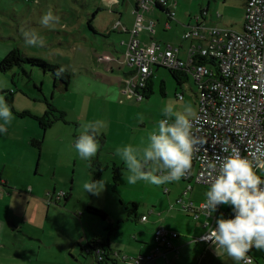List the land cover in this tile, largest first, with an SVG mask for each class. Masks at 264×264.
<instances>
[{
  "label": "rangeland",
  "instance_id": "1",
  "mask_svg": "<svg viewBox=\"0 0 264 264\" xmlns=\"http://www.w3.org/2000/svg\"><path fill=\"white\" fill-rule=\"evenodd\" d=\"M120 1L118 10L113 11L103 6V0H0V95L5 97L13 114L7 132L0 133V176L8 178L13 188V191H3L0 187V231L8 242L27 239L29 254H36L43 246L42 255L63 254L74 262L73 244L85 242L93 233L95 238L110 241L121 260L123 256L136 257L139 255L136 246L142 247L140 240L154 236L158 229L152 228L158 216L151 211L163 212L162 219L168 221L162 226L176 225L175 218L182 207L176 199L188 203L199 193V188H194L184 198V192L193 182L157 186L139 181L128 185L123 179L124 163L115 154L116 149L139 145L149 132L155 131L164 106L171 104L175 110L183 111L185 105L191 104L196 111L199 101L192 76L184 86H179L171 72L163 67L155 70L154 92L148 99L138 102L124 94L122 82L128 77L123 68L129 67L123 62L128 41L124 47L119 29L133 28L136 15L134 0ZM241 4V0H167L166 6L175 9L176 19H182L189 26H195V18H201L205 12L200 23L202 31L209 36V29L215 26L242 31ZM98 7L102 9L99 14ZM48 12L52 18L45 27L41 18ZM151 12L154 10L148 13ZM93 17L91 24L99 33L89 27ZM22 29L34 31L38 40L43 41L42 46L27 45ZM158 29L168 35L161 26ZM109 31L113 40L108 37ZM172 36L171 42L177 46L187 49L191 45L177 32ZM112 41L125 49L119 62L123 68L115 64L113 72L114 63L107 68V61L100 59L113 54L107 51ZM169 41L165 39L163 43ZM203 44L208 46L206 41ZM15 50L24 57L59 64L70 74V82L66 86L53 74L27 62L3 71L1 62ZM207 66L213 69L212 65ZM116 93L118 99L111 100ZM46 112L51 119L59 120L44 130L38 119ZM88 121H100L104 126L97 136L100 143L97 155L83 160L74 144L81 124ZM96 161L105 168L98 179L91 170V162ZM92 180L106 183L99 195L83 189V184ZM89 207L104 211L107 219L88 213ZM142 216L148 217L146 223ZM16 226L22 227V232ZM45 245L58 248L50 251L54 248L46 249ZM64 246L68 250L61 248ZM82 259L96 264L93 256L85 254Z\"/></svg>",
  "mask_w": 264,
  "mask_h": 264
},
{
  "label": "built area",
  "instance_id": "2",
  "mask_svg": "<svg viewBox=\"0 0 264 264\" xmlns=\"http://www.w3.org/2000/svg\"><path fill=\"white\" fill-rule=\"evenodd\" d=\"M157 2L169 10L171 18L176 16L175 9L166 6L167 0L138 1L136 23L130 30L123 62L133 74L124 81V94L143 102L139 90L147 86L156 67L172 71L190 70L198 88L199 100L193 131L203 141L193 159V165L197 167L195 180L210 187V180L215 175L210 165L216 163V156L228 155L232 150H238L243 156L257 149L264 152V0H248L244 27L240 32L212 27L207 36L202 31L200 16H197L196 25L189 30L186 27L182 34L183 40L199 42L192 45L187 59L180 58L178 49L170 44L165 49L156 43L142 45L141 31L154 32L153 22L146 26L143 24L144 14ZM198 58H211L216 65L210 69ZM200 205L190 203L185 208L193 212L197 219L204 214ZM221 207L218 206L217 210ZM206 216V231L194 241L211 245L205 237L207 231L215 226L217 216L213 213ZM142 220L147 221V217ZM178 238L177 232L165 228H159L154 233L155 242L167 250L174 248L173 241ZM160 251L161 247L157 249V254H139L133 258L123 256L122 260L130 264H150ZM248 257L253 264L254 259Z\"/></svg>",
  "mask_w": 264,
  "mask_h": 264
},
{
  "label": "clouds",
  "instance_id": "3",
  "mask_svg": "<svg viewBox=\"0 0 264 264\" xmlns=\"http://www.w3.org/2000/svg\"><path fill=\"white\" fill-rule=\"evenodd\" d=\"M52 13L41 18V24L48 26ZM25 43L42 46L34 31L22 29ZM63 68L57 70L59 76ZM118 99V93L110 97ZM162 118L155 131L149 132L139 145L131 144L117 148L115 154L124 163L123 179L128 185L146 181L154 185L177 182L190 175L195 153L203 142L193 131L196 113L191 104L183 111L168 104L161 109ZM13 114L4 96L0 95V133H6ZM104 125L100 121H88L80 126L74 148L83 160L95 157L100 149L97 136ZM227 151V149H225ZM264 152L257 149L243 156L238 150L216 156V163L210 166L215 172L210 188L200 207L205 215L217 211L218 206L227 205L232 217L223 214L215 226L207 231L205 239L215 247L218 256L226 254L235 264H250L249 251L254 247L264 251ZM103 180H92L83 184L87 193L99 195L105 189Z\"/></svg>",
  "mask_w": 264,
  "mask_h": 264
},
{
  "label": "crops",
  "instance_id": "4",
  "mask_svg": "<svg viewBox=\"0 0 264 264\" xmlns=\"http://www.w3.org/2000/svg\"><path fill=\"white\" fill-rule=\"evenodd\" d=\"M138 1L139 0L133 1L134 13L137 10ZM241 1H242L241 5L243 6L242 12L244 13V16H245V8H246L248 0H241ZM103 2H104L103 6H105L106 9L110 8L113 11L114 10L117 11L118 10L117 7L121 4L120 0H103ZM98 10H99L98 14L101 13V10H102L101 7H98ZM152 10H154L155 13L154 12L148 13L149 11H152ZM175 12H176L175 18H171V16L169 15L167 11H164V10L162 11L157 7L155 8L153 6V8H150L149 10H147L144 14L143 24L146 26L153 22L154 32L150 33L145 29L142 30L149 34L146 36V34L144 35L141 31L142 45L147 46V45L156 43L162 49H165L166 45L170 44L178 49V55L180 58L187 59L192 45L199 43V42L194 41V40H183L182 34L185 28L188 27L187 30H189L193 26L186 25L185 22L182 21V19H179V18L176 19L178 16H177L176 10ZM158 14L160 16H158ZM97 18L98 16L95 18V20H97ZM158 26H161L164 29L165 33H168V35H164L163 34L164 32L159 31ZM215 27H218V26H215ZM125 28L120 30V32L122 33V35L120 33V36H122L120 38L121 39L120 41L122 42L124 47H125L126 42L129 39L128 33H124ZM130 28L132 27L129 26L126 29L130 30ZM106 30L108 31L110 29L107 28ZM111 30L115 31L116 29L113 28ZM100 32L107 34L106 31H100ZM175 32L180 34V37L182 38L183 41H189L191 43V45L190 44L188 45L187 49L184 48L183 45H181L180 47L171 42L172 37H173L172 35ZM108 33H109V37L111 38V40H113L110 34L111 31H109ZM165 39H169L170 41L168 43H163ZM108 46H110V48H107V51H110L113 54L109 53L108 55H105L107 57V62H105L108 65L107 68L110 66V64H113V62L118 64L122 60L124 52H125L124 47H120L119 44L116 43V41H112V43L108 44ZM102 58L105 59V57H102ZM115 63L111 66L112 72L113 70L116 69ZM124 70H125V73L130 72V69L128 68H125ZM153 86H154V81H153ZM179 86H184V85L182 84ZM181 96H182V99L185 98L184 94H182ZM198 111L199 110L197 109L195 113L197 114ZM8 136L9 135L7 134V137ZM196 171H197V167L193 165V168L191 170V175L189 177L186 176L180 179L179 181L174 182V184H179V185H182V184L186 185V183L190 184L191 182H193L192 186L189 185L188 189L184 192V198L188 197L190 192L194 191V188H199V193L195 195V197L190 198L189 199L190 202L188 203L184 202V200L180 198L176 199L177 204L182 205V207L179 208L180 211L178 213L177 218H175V220L177 221L176 225H173L172 223H170L167 227L162 226V224H167V221H168V219H165V220L162 219V217L164 216L163 212L156 213L155 211H151V214H153L155 217L158 216L156 221L153 222L152 224V228H155L154 230H156L157 228L159 229V227L161 226L160 228H166L168 230L177 232L179 234V238L173 241V245H174L173 249L171 250H167L165 248L161 249L160 253L157 255V258L150 264H163L164 262H166L167 264H235V262L230 257H228L226 254H223L221 256L216 255L214 245L212 244L207 245L204 243H199V242L194 241V239L200 237L201 235L205 233L206 231L205 224L208 221V218L205 214L202 213L199 215L197 219H195L194 213L190 211L188 212L185 207H187L190 203H194L195 205H197V203H202L206 198L205 193L210 188L208 186L200 185L197 182H196L197 184L195 183ZM259 174L263 175L264 172H260ZM4 179H2L0 176V187L2 188V190L6 191L7 189H11V191H13V188L9 186L11 185V183L8 181L9 179L8 178H4ZM168 193H169V190H168ZM165 206L166 204H163V207ZM174 207L170 206V209H174ZM213 214L216 215L217 218H219L221 214H223L225 218H231L233 215L231 207L227 205H222L221 209L219 211L217 210L216 212H213ZM169 216L170 214H168V217ZM143 217L145 216H142V218ZM147 221H145V223ZM17 230L19 232H22V227L17 228ZM152 230L153 229H151V232H153ZM2 234L3 233H1L0 231V264H72V263L91 264V262H87V260L86 261L83 260L82 257H84L85 254L89 253L88 249L85 251V248L89 244V242L95 238L93 233L92 235L86 237L85 239L86 244L85 242H80V241L78 243L75 242L73 244L74 247L72 248L73 252H71V255L73 259L75 260L74 262L70 261L68 258H65L63 254L61 256L60 254L59 255L52 254V255H47V256L42 255L41 251H42L43 246H40V250H38L36 254H29L28 249H27V245H29V243H27V239H23V241H18V240L13 239V242H8L2 238ZM140 241H142V247L136 246L135 248L139 254H143V255L157 254V249H159V247L156 245L154 241V236L151 235V236L143 237L142 240ZM45 246H46V249L48 248L50 249L54 247L58 248L57 245H45ZM109 246H110V250L112 254L114 255L117 254L118 259L116 260V264H130L129 262H123V260L120 259L121 257L120 253L115 252V250L111 246L110 241H109ZM61 248L63 250H68V248L65 246ZM54 250L56 249L54 248V249H51L50 251H54ZM127 254H130V253L127 252ZM131 255H134V254H131ZM247 255L251 256L254 259L253 264H264V251L257 250L253 247Z\"/></svg>",
  "mask_w": 264,
  "mask_h": 264
},
{
  "label": "trees",
  "instance_id": "5",
  "mask_svg": "<svg viewBox=\"0 0 264 264\" xmlns=\"http://www.w3.org/2000/svg\"><path fill=\"white\" fill-rule=\"evenodd\" d=\"M156 7L159 8L160 10H162V11L164 10V11H167L169 13V10L166 9L165 7L161 6L158 2L155 5V8ZM98 12H99V10L97 11V13ZM204 13L201 14V18L204 17V15H205ZM93 20H94V17L90 20L89 27L95 33H99L91 24V22ZM119 30H121V29H119ZM119 30H118V32H119ZM130 30H128L126 28L124 30V33H128L129 38H130ZM115 31H117V29ZM108 37H109V34H108ZM140 38H141V33H140ZM128 41H129V39H128ZM100 59H102V61H104V60L107 61V58L104 59V58L101 57ZM198 60H199V62H202V63L207 64V65L208 64L213 65V66L216 65L214 60L211 59V58H198ZM25 62H27V63H29V64H31L33 66L40 67L47 73L53 74L57 81L62 82L66 86L70 82L71 76L65 70L59 76L56 74L57 70L62 68L59 64L50 63V62H48V61H46L44 59H41V58L24 57L18 50H15V51L11 52L1 62V69L3 71H5V70L11 69V68H13L15 66H22V64H24ZM113 63H115V62H113ZM116 65H119V67L123 68V66L120 65L119 63L116 64ZM124 69L125 68H123V73L125 74V76L129 77V76H131L133 74L132 70H130V72H128V73H125ZM156 69H158V67H156L154 69V73H155ZM169 71L171 72L173 78L176 80L178 85L185 84L186 81H189L190 76H191L190 70H188V71H186V70H178V71L169 70ZM153 77H154V74L152 75V77H150V79H149V81L147 83V86L145 88H142V89L139 90V92L143 95V101L145 100V98L148 99L150 97V95L153 94V92H154V89H153ZM122 83L124 85V81ZM162 92H163V94H165L163 89H162ZM197 97H198V93H197ZM60 113H61L60 117H62L63 116V112H60ZM48 114L49 113L46 112V114L41 119H38L39 121H41V127L44 130L46 129V126H49V125L53 124L54 122H56L57 120H59L58 118L51 119L48 116ZM36 142L38 143V141H36ZM115 169H117V168H115ZM91 170L93 172V175H94L95 179H98L104 173L105 168H104V166H102V164L99 161H96V162H91ZM87 212L90 213V214H94L96 216H99L100 218H102L104 220L107 219L106 213L104 211L100 210V209L89 207L87 209ZM156 245L159 248L162 247V246H159L157 243H156ZM87 249H88L89 253H87L86 255H90V256L95 257L96 264H107V263L116 264V260L118 259V257H116V254L115 255L112 254V252L110 250L109 242H106V241H104L102 239L94 238L86 246L85 251ZM100 258H102V260H100ZM123 262H125V261H123Z\"/></svg>",
  "mask_w": 264,
  "mask_h": 264
}]
</instances>
